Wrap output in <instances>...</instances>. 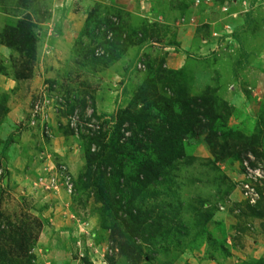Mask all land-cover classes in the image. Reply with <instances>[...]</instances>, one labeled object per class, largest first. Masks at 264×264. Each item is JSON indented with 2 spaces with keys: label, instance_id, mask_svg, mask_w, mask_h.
I'll return each mask as SVG.
<instances>
[{
  "label": "rangeland",
  "instance_id": "rangeland-1",
  "mask_svg": "<svg viewBox=\"0 0 264 264\" xmlns=\"http://www.w3.org/2000/svg\"><path fill=\"white\" fill-rule=\"evenodd\" d=\"M250 156L264 0H0V264H264Z\"/></svg>",
  "mask_w": 264,
  "mask_h": 264
},
{
  "label": "built area",
  "instance_id": "built-area-1",
  "mask_svg": "<svg viewBox=\"0 0 264 264\" xmlns=\"http://www.w3.org/2000/svg\"><path fill=\"white\" fill-rule=\"evenodd\" d=\"M251 160H254L251 156ZM252 164V163H251ZM248 161L243 162L242 174L243 177L239 183L241 188V194L244 199H247L250 203H256L261 196V191L258 185L262 184L264 180V165L263 163L256 162L254 160L253 165ZM259 183V184H258Z\"/></svg>",
  "mask_w": 264,
  "mask_h": 264
},
{
  "label": "trees",
  "instance_id": "trees-1",
  "mask_svg": "<svg viewBox=\"0 0 264 264\" xmlns=\"http://www.w3.org/2000/svg\"><path fill=\"white\" fill-rule=\"evenodd\" d=\"M133 122V119L132 118H129V123L131 124ZM167 126H168V129L170 128V132L172 131V130H174L175 128H174V126H173V124L172 123H169L168 122V124H167ZM179 128V127H178ZM119 133V132H118ZM119 136H118V138H120V136H121V133H119L118 134ZM166 138H168V139H171V135H168V134H166ZM128 140H130V139H128ZM158 142H160V141H158ZM158 147H159V145H157ZM171 148V146H168V145H166V149L168 150V149H170ZM158 149V148H157ZM156 149V150H157ZM171 150H172V148H171ZM156 152V151H155ZM168 152V151H167ZM252 155H256L257 156V154H256V152L254 151V150H252ZM170 155L168 154H166L165 153V155L164 156H160L159 154H158V156H157V161H156V164H159L161 161H163L164 160V164H166L168 161H171L170 159H168V157H169ZM107 158H110V159H112L113 160V154H109V155H107ZM152 162V161H151ZM151 162L148 164V165H150L151 164ZM158 162V163H157ZM147 165V166H148ZM149 173V172H148ZM144 178H146V177H144ZM137 181L139 182V183H142L143 182V179L142 180H139L138 178H137ZM260 200H261V196H260V198L257 200V202L254 204H252V203H250L247 199H245V202L247 203V205L248 206H255L257 203H259L260 202ZM134 221V220H133Z\"/></svg>",
  "mask_w": 264,
  "mask_h": 264
}]
</instances>
